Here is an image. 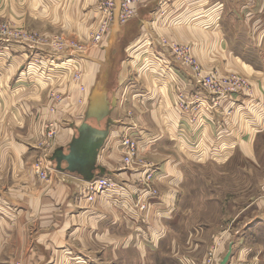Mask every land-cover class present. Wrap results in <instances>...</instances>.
<instances>
[{"label": "crops", "instance_id": "0c3cea01", "mask_svg": "<svg viewBox=\"0 0 264 264\" xmlns=\"http://www.w3.org/2000/svg\"><path fill=\"white\" fill-rule=\"evenodd\" d=\"M28 2L26 11L55 19L81 36L100 25L99 0ZM222 2L141 0L134 17L125 23L114 21L105 43L90 49L79 68L74 61L66 62L65 54L21 40L0 41V50L4 47L0 53V264H98L100 258L93 254L104 249V255L111 248V230L122 221L133 229L121 238L125 248L155 234L162 237V222L173 217L187 159L226 166L238 153L252 156L256 122L264 125V79L245 69L243 51L225 32ZM25 8L14 7V12L23 15ZM24 20L21 17L16 24ZM117 30L119 37L113 36L108 48L107 41ZM172 44L188 46L207 72L245 75L256 96L243 91L222 97L209 93L174 55ZM112 49L119 62L116 95L126 81L124 108L133 114L124 117V126L120 122L111 127L98 157V164L108 171L105 175L122 188L105 191L91 202L87 182L79 175L55 169L44 181L34 173L32 163L43 141L54 144L52 153L69 144L74 126L83 120L77 119L80 110L84 106L83 114L87 107L78 99L87 96L95 70L103 61L109 63ZM77 72L79 80L74 77ZM67 89L71 97L60 105L50 96ZM118 98L121 102V95ZM48 123L58 125L54 141L44 137ZM128 124L136 127L140 138L139 155L157 164L158 179L153 178L157 196L144 194L149 171L122 162L119 137ZM143 202H148L144 211L138 205ZM141 217H147V226L141 224Z\"/></svg>", "mask_w": 264, "mask_h": 264}, {"label": "rangeland", "instance_id": "374dc122", "mask_svg": "<svg viewBox=\"0 0 264 264\" xmlns=\"http://www.w3.org/2000/svg\"><path fill=\"white\" fill-rule=\"evenodd\" d=\"M140 2L141 0H137L136 5ZM222 4L224 26L227 27L225 32L229 35L234 46L243 51L245 69L256 79H264V0H223ZM14 7H26L24 14L15 13ZM27 7L30 9L28 0H0V9H4V12H0V35L11 37L0 39V41L16 39L36 48L43 47L50 49L51 52L65 54L66 62L74 61L77 68L87 61L86 53L90 49L98 48L105 43L112 24L114 21H119L118 17L109 21V14L101 12L99 14L101 25L93 27L89 33L81 36L73 29L66 30L65 26L61 23L58 24L55 19L51 18L52 21H49L44 17L40 18L39 15H33L36 12L26 11ZM21 17L25 20L19 26L16 23ZM93 19L95 20V18ZM104 20L108 21L107 30L103 29ZM104 30V36H101ZM113 36L119 37L118 30L107 41L108 48L112 45ZM113 51L114 49H112L111 56ZM72 54L77 56L67 57ZM193 58L195 59V57ZM197 63L201 65L199 61ZM118 67V59L113 56L109 63L103 61L101 68L95 70L91 85L93 86L95 80L110 72L117 73ZM230 74L247 79L240 72L229 71L226 75ZM79 76V72L74 74L78 80ZM244 83H246L245 80L240 82L235 90H238V93L241 91L253 92V95L256 96L255 91L252 90V84L249 82L248 86L241 87ZM126 84L125 81L121 85V89H117V106L113 111V117L118 118L119 121L115 120L114 125L123 122L124 126V122L127 121V119L123 120L124 117L130 118L133 114L131 110L124 108V103L126 105L127 101V99H123ZM118 88H120L119 82ZM53 93L55 94L53 95ZM71 93L72 91L69 89L61 92L52 91L50 96L54 97L57 104L60 105L70 99ZM228 94L233 95L236 92H228ZM120 95L121 102L118 98ZM87 96L78 99L81 106L88 103ZM83 109L84 106L80 110L78 120L83 119ZM51 112L56 113L57 109L56 111L51 109ZM261 120L263 122L264 118ZM52 126L54 129L50 130L51 123L45 125L44 137L54 141L58 125ZM135 128L133 125H126L119 137V147L122 135L126 132L131 133L140 144V138ZM51 133L52 136H50ZM251 143V157L238 153L239 155L237 154L226 166L213 160L203 162L202 159H187L183 163L184 178L182 177L180 181V195L173 217L162 220V237L155 234L153 239L135 244L136 246H133V242L125 248L121 243V238L130 234L133 229L131 224L122 221L121 224H115L117 227L111 230V248H106L104 255L102 254L104 249H98L93 254L97 259L100 258V262L97 260L98 264H221L231 243L233 251L227 264H264V125L261 123L256 122L255 137ZM41 147L42 151L40 148L37 157L33 160L32 167L40 179L47 181L51 173L48 179H43L36 173L35 168L39 158L46 152L48 155H52L54 144L49 146L46 141H43ZM140 157L149 166L139 164L138 167L157 171V164L148 161L146 156L141 155ZM51 166L54 171L56 166L52 160ZM154 177L158 179L155 174H153ZM153 178L150 181L152 184L154 183ZM141 218H143L141 224L147 226V217Z\"/></svg>", "mask_w": 264, "mask_h": 264}, {"label": "built area", "instance_id": "2783aa9c", "mask_svg": "<svg viewBox=\"0 0 264 264\" xmlns=\"http://www.w3.org/2000/svg\"><path fill=\"white\" fill-rule=\"evenodd\" d=\"M136 2L137 0H120L119 5L117 4L116 0H101L99 5L100 13H107L109 14L108 19L109 21H113L116 17L121 23H125L130 20L136 14ZM118 5V12H116ZM106 16V15H105ZM105 18V17H104ZM102 23V22H101ZM100 23V25H101ZM108 21L104 20L103 29L107 30L109 26H107ZM111 24V23H110ZM102 32L101 36H104V32ZM106 36V35H105ZM4 38H11L6 37L4 35H0V39ZM99 40V38H98ZM174 55L182 62V64L188 66L194 78L197 80L198 84L210 91L214 95L217 96H224L227 95L228 92H232L236 94L239 92L235 90L237 85L242 82L243 80L246 81L241 87L248 86V79L240 77L236 74L230 75H219L217 72H207L197 61L192 57L190 52V48L188 46H182L178 44H172L170 46ZM76 50V49H75ZM2 53V49L0 50ZM77 55H67V57H76ZM53 124H51V129H54ZM54 132V131H53ZM52 136V133L51 135ZM49 145V144H48ZM120 150L123 154V163L125 166H132V165H139L145 164L146 167L149 166L146 164L143 158L140 157L138 154L139 152V142L131 135V133H124L122 135V140L120 144ZM36 173L43 179H48L49 174L52 171L51 166V159L50 155L46 154L39 158L38 164L35 168ZM149 171L145 173L144 184H145V192L144 194H148V196L153 197L159 194L157 188L153 186L150 181L153 178L154 171L153 170H146ZM87 182V198L89 201L93 202L97 196L102 194L105 191H109L112 189L122 188V185L118 183L115 179L111 176L103 175L97 176L91 181ZM148 202L138 203L139 207L144 210L147 208ZM21 264V263H17Z\"/></svg>", "mask_w": 264, "mask_h": 264}, {"label": "water", "instance_id": "95a60500", "mask_svg": "<svg viewBox=\"0 0 264 264\" xmlns=\"http://www.w3.org/2000/svg\"><path fill=\"white\" fill-rule=\"evenodd\" d=\"M116 74L110 72L95 80L88 94L83 120L74 126V136L67 146L55 148L50 157L57 170L79 175L85 181L108 173L98 164V157L115 123L112 114L117 106ZM232 251L231 243L221 264L228 263Z\"/></svg>", "mask_w": 264, "mask_h": 264}]
</instances>
